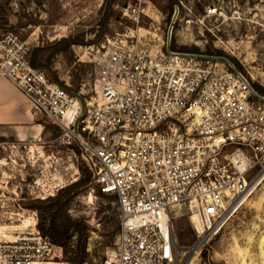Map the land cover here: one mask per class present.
I'll return each instance as SVG.
<instances>
[{
    "label": "built area",
    "instance_id": "built-area-1",
    "mask_svg": "<svg viewBox=\"0 0 264 264\" xmlns=\"http://www.w3.org/2000/svg\"><path fill=\"white\" fill-rule=\"evenodd\" d=\"M129 10L139 17V7ZM27 49L14 33L1 38L0 75L59 128L56 144L79 147L101 191L116 195V246L102 264H174L170 208L187 212L196 252L264 179V94L228 58L169 42L112 43L97 48L90 100L32 65ZM55 255L37 228L0 222V264H55Z\"/></svg>",
    "mask_w": 264,
    "mask_h": 264
},
{
    "label": "rangeland",
    "instance_id": "rangeland-1",
    "mask_svg": "<svg viewBox=\"0 0 264 264\" xmlns=\"http://www.w3.org/2000/svg\"><path fill=\"white\" fill-rule=\"evenodd\" d=\"M9 33L26 41L48 77L90 100L99 88L97 48L112 43L149 49L169 42L173 50L222 55L264 94V0H0V39ZM47 121L49 146L0 143V222L50 237L51 226L81 221L80 264H102L116 246V195L95 184L77 145L55 143L59 128ZM170 209L174 264H183L197 235L185 210ZM78 237L72 226L67 243L54 242L55 264H73ZM186 264H264V179Z\"/></svg>",
    "mask_w": 264,
    "mask_h": 264
},
{
    "label": "crops",
    "instance_id": "crops-1",
    "mask_svg": "<svg viewBox=\"0 0 264 264\" xmlns=\"http://www.w3.org/2000/svg\"><path fill=\"white\" fill-rule=\"evenodd\" d=\"M45 116L36 110L26 95L7 77L0 75V143L49 146ZM56 143V142H55Z\"/></svg>",
    "mask_w": 264,
    "mask_h": 264
},
{
    "label": "trees",
    "instance_id": "trees-1",
    "mask_svg": "<svg viewBox=\"0 0 264 264\" xmlns=\"http://www.w3.org/2000/svg\"><path fill=\"white\" fill-rule=\"evenodd\" d=\"M174 0H171L173 2ZM37 50V49H36ZM31 64L35 66V60L30 57ZM3 139V138H0ZM72 226L77 227L78 230V241H77V254L76 259L73 261V264H80L84 260L85 255V246H86V237H87V226L81 221H71L68 223L63 230L56 229L54 226H51L49 233L53 242L64 245L69 239V230Z\"/></svg>",
    "mask_w": 264,
    "mask_h": 264
},
{
    "label": "water",
    "instance_id": "water-1",
    "mask_svg": "<svg viewBox=\"0 0 264 264\" xmlns=\"http://www.w3.org/2000/svg\"><path fill=\"white\" fill-rule=\"evenodd\" d=\"M192 255V252L188 255V257L185 259V261L183 262V264H186L188 258Z\"/></svg>",
    "mask_w": 264,
    "mask_h": 264
}]
</instances>
